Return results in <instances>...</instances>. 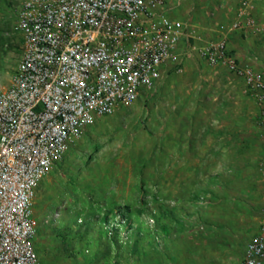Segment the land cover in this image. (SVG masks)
<instances>
[{"label": "rangeland", "instance_id": "374dc122", "mask_svg": "<svg viewBox=\"0 0 264 264\" xmlns=\"http://www.w3.org/2000/svg\"><path fill=\"white\" fill-rule=\"evenodd\" d=\"M17 3L0 0V86L21 54ZM258 48L245 56L264 75ZM258 113L224 68H163L40 180L31 209L41 264H240L264 216ZM123 208L135 225L113 243L102 222L88 231L106 213L119 227Z\"/></svg>", "mask_w": 264, "mask_h": 264}, {"label": "built area", "instance_id": "2783aa9c", "mask_svg": "<svg viewBox=\"0 0 264 264\" xmlns=\"http://www.w3.org/2000/svg\"><path fill=\"white\" fill-rule=\"evenodd\" d=\"M249 10L244 2V22L214 24L196 38L191 22L170 15L169 0H18L21 54L0 86V264H41L31 209L40 180L166 66L226 69L243 80L264 124V75L228 43L235 30L256 26ZM240 264H264V216Z\"/></svg>", "mask_w": 264, "mask_h": 264}, {"label": "crops", "instance_id": "0c3cea01", "mask_svg": "<svg viewBox=\"0 0 264 264\" xmlns=\"http://www.w3.org/2000/svg\"><path fill=\"white\" fill-rule=\"evenodd\" d=\"M244 2L250 5L249 16L256 26L235 30L229 34L228 43L238 60L247 63L250 58H246L245 53L254 52V47L264 53V33L260 31L264 23V0H169L170 15L191 22L194 36L203 38L204 30L214 24L226 26L237 20L244 22L245 16H238Z\"/></svg>", "mask_w": 264, "mask_h": 264}, {"label": "trees", "instance_id": "16d2710c", "mask_svg": "<svg viewBox=\"0 0 264 264\" xmlns=\"http://www.w3.org/2000/svg\"><path fill=\"white\" fill-rule=\"evenodd\" d=\"M231 52L234 53L232 50H231ZM126 212H127L126 211V208H123V209H121L118 212L120 214V217L122 218L121 221L119 222V224H120L119 227H113V226H111L112 224L110 222L109 215H107V213H106L105 215L102 216V218L96 224H91L89 222V220H88V226H89V228H87V229H88V231L90 229V232L91 231H95L96 228H97L96 226H98V224H100V222H102V224L105 227V229L108 230V232H105L106 235H107L106 237H108L109 239H111L112 240V243H113V241H115V236H117L119 234V231L120 230L128 231L129 229H131L135 225L129 218H125L126 215H127ZM161 213L163 215H167V213H166L165 210L164 211L162 210Z\"/></svg>", "mask_w": 264, "mask_h": 264}]
</instances>
